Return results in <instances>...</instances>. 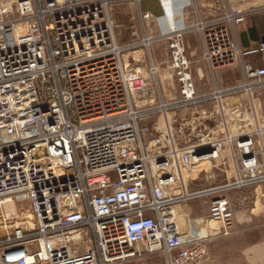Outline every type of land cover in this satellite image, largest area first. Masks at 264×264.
<instances>
[{"label":"built area","instance_id":"2783aa9c","mask_svg":"<svg viewBox=\"0 0 264 264\" xmlns=\"http://www.w3.org/2000/svg\"><path fill=\"white\" fill-rule=\"evenodd\" d=\"M131 1L137 25L122 44L112 17L115 0H0V85L36 84L25 135L7 138L0 121V264H121L160 252L168 264H201L206 244L171 240L165 209L211 195L208 220L228 236L234 210L221 193L264 184V126L232 133L225 120L220 138L182 146L169 116L176 107L211 96L221 102L234 93L252 96L248 110L256 113L264 97V40L241 47L237 29L248 12L230 0H193L195 23L191 11L180 29L174 0H157L168 25L161 33L154 15L141 10L144 0ZM193 31L209 71L215 76L241 63L242 85L198 95L185 44ZM161 41L181 98L147 109L143 99L155 97L157 78L152 50ZM141 50L148 51L149 71L129 70L126 56ZM133 58L139 67L142 59ZM154 114L164 126L148 140L141 123ZM223 154L233 160V177L190 192L187 173ZM6 204L15 212L7 214Z\"/></svg>","mask_w":264,"mask_h":264},{"label":"rangeland","instance_id":"374dc122","mask_svg":"<svg viewBox=\"0 0 264 264\" xmlns=\"http://www.w3.org/2000/svg\"><path fill=\"white\" fill-rule=\"evenodd\" d=\"M174 2L177 27H186L185 18L189 16L191 11L190 23H195L193 0H174ZM141 10L144 12L148 11L154 15L161 33L168 31L165 16L157 0H144L141 4ZM136 12L137 5L131 0H115L113 4L112 17L116 24L118 40L122 44L132 40V30L137 25ZM262 28L261 25L259 29L261 30ZM185 42L189 47L187 54L189 59H191V67L199 95L202 96L204 94L207 96V94L213 93L216 87L220 90H227L243 84L241 63L221 69L214 76L202 58L199 34L195 31L189 32ZM152 52L154 53V64L157 68V78L153 83L155 97L152 100H146L147 98L144 96L143 99L144 108L147 109L159 107L162 100L173 103L181 98L180 84L171 67L172 63L166 42H156ZM133 56L142 59L140 63H137L139 67L131 65L134 62ZM126 57L129 70L141 69L149 71L151 65L148 51L132 52ZM35 94L36 84L32 79L10 80L0 85V121L4 135L7 138L25 135L26 113L28 105L35 99ZM252 98V96L234 93L226 95L221 102H218L215 96H211L207 99L203 98L201 102L194 105L176 107L172 110V113L169 112V116L174 121V130L177 132L181 131L179 138L185 141L182 146L191 145L202 138H205V140L220 138L223 135V123L225 120L228 124V129L232 133L250 131L258 123L260 126H264V97L260 96L259 100L256 101V113L254 114L248 110L251 105L250 99L252 100ZM221 105L224 107V114ZM163 126L164 119L160 114L149 115L141 123V129L144 130L148 140L154 136H159ZM233 174V160L228 154H223L219 160L201 163L187 173L190 178L188 190L195 192L209 189L224 181L226 182L227 177L230 178ZM212 197L211 195H204L167 207L164 211V224L168 237H171L173 241H181L186 235L185 239L193 240L197 238L196 230L202 224H207L209 228L218 227V223L208 220L209 212L207 217H203L204 219L198 218L196 221H190L186 217L185 211L181 208V205L185 202L192 201L202 205L203 208L207 207L209 209V204L205 202L208 201L210 203ZM199 209L198 211H200ZM121 264H168V261L166 255L160 252L141 258L129 259Z\"/></svg>","mask_w":264,"mask_h":264},{"label":"crops","instance_id":"0c3cea01","mask_svg":"<svg viewBox=\"0 0 264 264\" xmlns=\"http://www.w3.org/2000/svg\"><path fill=\"white\" fill-rule=\"evenodd\" d=\"M203 1L205 0H198L199 5ZM230 1L232 5L248 12L246 21L237 29L241 47H253L264 40V0ZM261 25L263 28L260 30ZM185 44L188 53L189 47L186 42ZM231 177H227V181ZM223 183L216 186H221ZM221 194L229 199L234 210L233 233L224 236L219 234L220 226L209 228L207 224H202L196 230L197 238L189 240L185 239V235L179 244L184 246L195 242H204L208 249V257L201 264H264V184L235 188ZM205 203L209 204L208 201ZM181 208L190 221H196L198 218L204 219L209 212L207 207L203 208L202 205L192 201L185 202Z\"/></svg>","mask_w":264,"mask_h":264},{"label":"bare ground","instance_id":"6f19581e","mask_svg":"<svg viewBox=\"0 0 264 264\" xmlns=\"http://www.w3.org/2000/svg\"><path fill=\"white\" fill-rule=\"evenodd\" d=\"M4 210H5V212H6L7 214L10 215V214H12V213L15 212V207H14L13 205H11V204H6Z\"/></svg>","mask_w":264,"mask_h":264}]
</instances>
